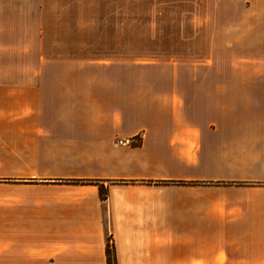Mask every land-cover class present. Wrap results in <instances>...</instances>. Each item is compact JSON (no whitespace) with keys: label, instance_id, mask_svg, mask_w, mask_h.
<instances>
[{"label":"crops","instance_id":"1","mask_svg":"<svg viewBox=\"0 0 264 264\" xmlns=\"http://www.w3.org/2000/svg\"><path fill=\"white\" fill-rule=\"evenodd\" d=\"M143 14L177 34L167 61L131 62L151 70L62 71L57 53L21 87L0 72V146L24 113L66 166L0 172V264H106L107 239L115 264H264V0H0V43H75L81 16L124 33Z\"/></svg>","mask_w":264,"mask_h":264},{"label":"rangeland","instance_id":"2","mask_svg":"<svg viewBox=\"0 0 264 264\" xmlns=\"http://www.w3.org/2000/svg\"><path fill=\"white\" fill-rule=\"evenodd\" d=\"M148 10L145 8V11ZM79 18L81 22L75 26L80 27L81 34L76 37L75 43H59L58 45L53 43H0V72L5 75L1 81L21 87L22 72L30 68L38 70L42 54L47 57V55L53 56L59 53L62 59V66H60L62 71L103 72L108 70L106 61L112 57L121 56L129 58L130 71H147L151 70L148 64L141 65L131 62L155 59L167 61L170 42L177 37L176 33L168 31L167 17L159 18L144 14L129 16L128 32L124 33L114 31L120 20L105 16H81ZM73 57H75V64L71 63ZM45 70L59 69L47 67ZM6 118L21 122L11 129L15 131V137L8 138L9 142L1 143V173L36 179L64 175L66 166L61 145L35 142V138L25 134L27 123L24 120V113Z\"/></svg>","mask_w":264,"mask_h":264},{"label":"trees","instance_id":"3","mask_svg":"<svg viewBox=\"0 0 264 264\" xmlns=\"http://www.w3.org/2000/svg\"><path fill=\"white\" fill-rule=\"evenodd\" d=\"M65 183H70V184H94V185H98L99 182L97 181H66ZM99 186V196L101 201H105L106 200V195H107V191L106 189L103 187V185H98ZM105 257H106V264H115V254H114V249L112 244L110 243L109 239L106 240V244H105Z\"/></svg>","mask_w":264,"mask_h":264}]
</instances>
